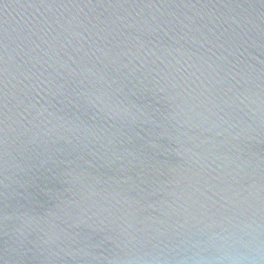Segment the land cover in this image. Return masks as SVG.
I'll use <instances>...</instances> for the list:
<instances>
[{"label":"water","instance_id":"95a60500","mask_svg":"<svg viewBox=\"0 0 264 264\" xmlns=\"http://www.w3.org/2000/svg\"><path fill=\"white\" fill-rule=\"evenodd\" d=\"M0 264H264V0H0Z\"/></svg>","mask_w":264,"mask_h":264}]
</instances>
